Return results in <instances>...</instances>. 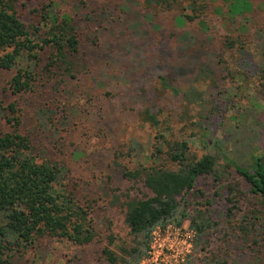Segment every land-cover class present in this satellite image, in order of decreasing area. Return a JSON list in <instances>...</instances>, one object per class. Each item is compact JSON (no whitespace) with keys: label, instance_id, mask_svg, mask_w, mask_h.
<instances>
[{"label":"trees","instance_id":"obj_1","mask_svg":"<svg viewBox=\"0 0 264 264\" xmlns=\"http://www.w3.org/2000/svg\"><path fill=\"white\" fill-rule=\"evenodd\" d=\"M226 2H229L228 14L233 17L251 6L248 0ZM30 3L31 0H0V69L12 71L8 89L19 97L33 94L47 84H51L59 96L64 91L69 92L71 84L77 86L76 82L69 81L75 79L81 69L78 20L68 12H61L54 0H41L29 8ZM77 4L78 9L87 8L84 0ZM141 4L157 11L180 12L175 21L183 26L209 13L210 9V3L204 0H121L117 5L120 15L115 16L116 22L134 38L140 37L145 31L144 23L152 20L151 14L138 10ZM100 15L103 20L108 19L110 11L103 8ZM83 17L91 20L89 13ZM249 20L243 16L236 28L238 34L227 35L223 40L218 65L228 82H236L241 75L243 80L251 78L243 70L245 65H241L247 61L243 58L247 42L240 32ZM200 24L205 28V22L200 21ZM93 33L98 36L99 30L89 35ZM88 38L96 43V38ZM174 38L180 52L199 43L190 30ZM231 51L235 53L232 62L239 70H232V64L224 57ZM129 52V60L138 71L144 61L136 60L138 51L130 49ZM259 55L262 62L257 67L258 86L264 88V47ZM203 69L211 72L205 66ZM157 86L161 91L178 90L164 75L158 76ZM227 91L213 101L209 112L219 113L222 107L228 106ZM76 111L79 108L68 103L63 106L41 103L32 110V130L23 131L21 103L16 100L5 103L0 96V264H13L16 256L23 255L37 240L47 236L64 238L77 245L89 244L97 236L90 218L94 201L82 202L75 187L67 181L66 164L49 154L47 146L34 142L36 131L45 134L52 145L60 143L62 133L71 128L72 114ZM140 116L143 122L155 127L152 150L146 154L144 163L142 145L131 144L128 155L140 151L141 156L134 166H122L121 175L139 183L146 192L143 196L129 191L112 195L111 204H120L124 209L130 240L115 248V238L110 231L100 249L103 264H138L149 249L152 231L168 224L189 226L195 232L193 253L205 251L210 246L211 230L221 221L230 226L248 253L242 264H264V157L245 151L243 145L229 148L224 147L222 140H212L211 144L206 139H203L205 151L196 153L187 139L172 138L170 120H163V126L157 114L148 108ZM178 117L179 121L206 130L198 121L190 119L189 122L181 114ZM207 177L212 179L215 190L202 206L190 209L189 193L199 179ZM199 194L205 195L201 190ZM216 197L223 200L226 207L215 214V209L210 207ZM193 256L186 264H194ZM203 262L238 264L228 263L214 254L206 256Z\"/></svg>","mask_w":264,"mask_h":264},{"label":"rangeland","instance_id":"obj_2","mask_svg":"<svg viewBox=\"0 0 264 264\" xmlns=\"http://www.w3.org/2000/svg\"><path fill=\"white\" fill-rule=\"evenodd\" d=\"M40 1L31 0L29 8ZM54 1L61 12H68L78 20L81 69L76 78L69 81L76 82L77 86L71 84L69 92L57 96L52 85L47 84L33 94L19 97L8 89L12 71L0 69V96L5 103L15 100L21 103L23 131L32 130L30 116L36 105L68 103L79 108L72 114L71 128L62 133L60 143L52 145L45 134L36 131L34 142L47 146L49 154L66 164L67 181L75 187L82 202L94 201L90 218L97 236L86 245H77L64 238H41L23 255L16 256L13 264H103L100 249L110 231L115 238V248L130 240L124 209L120 204H111L112 195L129 191L132 195L143 196L146 192L139 183L121 175L122 166H134L141 156L140 151L128 155L131 144L142 145L144 163L147 162L146 154L152 150L155 127L141 120L140 113L144 109L156 113L162 124L163 120H170L172 138L187 139L196 153L205 151L203 141L206 139L211 144L212 140H222L224 147L229 148L243 145L245 151H254L264 157V88L258 86L257 73L258 64L262 62L259 51L264 47V0H248L250 9L234 17L228 14L226 0H204L210 3L209 13L184 26L175 21L180 12L157 11L141 4L138 10L151 14L152 20L144 23L145 31L137 38L128 35L116 22L115 16L120 15L117 5L121 0H84L87 8L79 9L76 7L79 0ZM103 8L110 11L108 19L103 20L100 15ZM86 13L91 20L83 17ZM243 16L250 20L240 32L247 42L243 57L247 61L240 63L245 65L243 70L251 78L243 80L241 75L236 82H228L218 65V56L223 51L224 38L238 34L236 28ZM200 21L205 22V28ZM96 29L98 36L89 35ZM185 30H190L199 43L180 52L174 37ZM259 34L262 37H258ZM88 36L96 38V43L90 42ZM130 49L138 51L137 61H144L138 71L129 60ZM234 55L231 51L224 57L232 64V70H239L232 62ZM204 66L211 72L204 70ZM102 74L109 78H103ZM159 75L166 76L177 92L159 90ZM225 90H228V106L222 107L219 113L209 112L213 101ZM180 114L189 122L190 119L198 121L206 130L179 121ZM200 190L206 197L199 194ZM214 190L210 177L199 179L189 193L190 209L202 206ZM225 207V202L216 197L210 208H214L216 214ZM243 208H247L246 203ZM211 231L208 249L193 253L192 247L182 264L193 254L194 264H204V258L213 254L222 256L228 263L242 264L247 260L248 253L229 225L221 221Z\"/></svg>","mask_w":264,"mask_h":264},{"label":"built area","instance_id":"obj_3","mask_svg":"<svg viewBox=\"0 0 264 264\" xmlns=\"http://www.w3.org/2000/svg\"><path fill=\"white\" fill-rule=\"evenodd\" d=\"M195 232L187 225L168 224L152 231L149 249L138 264H182L193 247Z\"/></svg>","mask_w":264,"mask_h":264}]
</instances>
